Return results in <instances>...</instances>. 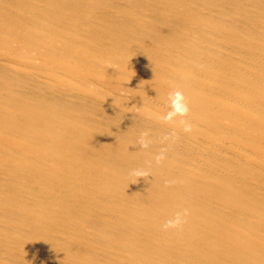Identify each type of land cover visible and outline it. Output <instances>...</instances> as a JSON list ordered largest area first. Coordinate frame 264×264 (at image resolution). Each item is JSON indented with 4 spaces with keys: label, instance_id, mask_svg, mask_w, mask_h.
<instances>
[{
    "label": "bare ground",
    "instance_id": "bare-ground-1",
    "mask_svg": "<svg viewBox=\"0 0 264 264\" xmlns=\"http://www.w3.org/2000/svg\"><path fill=\"white\" fill-rule=\"evenodd\" d=\"M0 264H264V0H0Z\"/></svg>",
    "mask_w": 264,
    "mask_h": 264
},
{
    "label": "clouds",
    "instance_id": "clouds-1",
    "mask_svg": "<svg viewBox=\"0 0 264 264\" xmlns=\"http://www.w3.org/2000/svg\"><path fill=\"white\" fill-rule=\"evenodd\" d=\"M200 67H203L201 65ZM187 75L182 76V79H187ZM168 107L169 111L164 114L161 119L164 123H173L176 121L177 117H180L178 123L183 126V131L186 133H190L192 131V124L189 120L185 119L188 117L190 113V106L187 97L185 96L184 92L180 89H173L168 93L167 96ZM164 140L172 139L174 140V135L172 137L165 136L163 137ZM136 143L139 145L141 149H148L152 144V140L149 137V132L144 131L141 132ZM167 148H162L158 155L155 156V163L160 165L163 161L167 159ZM128 175L133 178L134 183L138 180V178H147L151 175V172L145 168H133L129 170ZM178 181L176 180H168L165 181V186H171ZM190 215L189 209L185 208L181 211H177L172 218L167 219L162 227V230L169 231V230H176L181 231L183 226L187 223V219Z\"/></svg>",
    "mask_w": 264,
    "mask_h": 264
}]
</instances>
